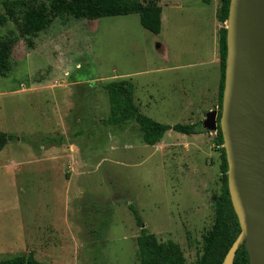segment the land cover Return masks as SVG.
I'll list each match as a JSON object with an SVG mask.
<instances>
[{
    "label": "rangeland",
    "instance_id": "374dc122",
    "mask_svg": "<svg viewBox=\"0 0 264 264\" xmlns=\"http://www.w3.org/2000/svg\"><path fill=\"white\" fill-rule=\"evenodd\" d=\"M186 2L192 10L218 5ZM6 35L17 43L10 70L0 72V131L18 138L0 152V261L33 252L50 264H141L133 204L150 233L197 264L221 194L220 147L206 198L198 174L205 159L181 171L143 141L135 121L106 124L103 88L154 68L186 77L187 62L171 53L169 63L138 14L90 20L81 0H28L24 15L0 26ZM187 38L197 43L194 30Z\"/></svg>",
    "mask_w": 264,
    "mask_h": 264
},
{
    "label": "crops",
    "instance_id": "0c3cea01",
    "mask_svg": "<svg viewBox=\"0 0 264 264\" xmlns=\"http://www.w3.org/2000/svg\"><path fill=\"white\" fill-rule=\"evenodd\" d=\"M162 1L158 0L162 7L160 33L154 34L145 28L153 36L151 37L152 45L155 44L157 49L166 51L164 57L169 63H173L171 53L176 61H186L187 64L184 67L189 69V74L200 71L204 66L207 69L196 80L189 77L188 73L186 77H183L177 72L164 78L159 76L162 72L159 68L139 74H127L129 79L124 80L134 84L135 102L146 116L163 124H195L204 129L203 122L207 113L217 110L219 114L222 76L220 29L223 27L218 17L219 2L218 0H202L207 4L216 1L218 5L215 9L200 7L192 10L187 6L186 0H170L171 5L167 4L165 10ZM184 13H186L185 16ZM123 29V27L119 28L121 33H125ZM191 30L197 34L196 44L187 38ZM143 35L150 36L146 33ZM216 137L217 131L184 134L171 129L153 146L156 155L167 158L168 162L173 163L176 169L180 168L181 171L190 169L192 162L204 158L207 167L200 170L198 174L202 176L201 190L207 198V190L216 187L218 176L209 169L219 161L220 151L216 146L218 148L220 146L216 144Z\"/></svg>",
    "mask_w": 264,
    "mask_h": 264
},
{
    "label": "trees",
    "instance_id": "16d2710c",
    "mask_svg": "<svg viewBox=\"0 0 264 264\" xmlns=\"http://www.w3.org/2000/svg\"><path fill=\"white\" fill-rule=\"evenodd\" d=\"M28 0H3L0 2V26H4L9 20L26 13ZM82 10L90 20L104 17H115L138 13L140 23L144 28L154 34H159L162 29V7L158 0H81ZM230 0H220L219 20L223 23L220 29V54H221V85L219 94L220 121L224 88L226 79V67L228 57L227 27ZM17 38L13 35L0 37V72L6 75L10 70L9 60ZM103 88L108 94L110 114L105 120L106 124L118 125L135 121L142 131L143 141L148 145L157 144L168 130H175L184 134H197L207 130L198 125L189 124H163L141 112L135 102L134 84L129 80H112ZM18 136L13 133L0 131V152ZM216 144L221 150V194L216 196V217L213 228L205 238L204 253L197 264H223L225 256L242 231L239 216L236 213L228 186V161L226 149L223 146L224 138L220 125L217 130ZM137 224L141 228L137 237V253L141 264H189L180 244L169 240L160 241L157 236L150 233L144 226L143 219L135 205H130ZM0 264H50L38 260L33 252L28 255L18 254L0 261ZM233 264H251L246 243L237 251Z\"/></svg>",
    "mask_w": 264,
    "mask_h": 264
},
{
    "label": "water",
    "instance_id": "95a60500",
    "mask_svg": "<svg viewBox=\"0 0 264 264\" xmlns=\"http://www.w3.org/2000/svg\"><path fill=\"white\" fill-rule=\"evenodd\" d=\"M227 67L220 121L207 113L203 127L220 125L228 186L242 231L223 264L246 243L251 264H264V0H230ZM216 199V198H215Z\"/></svg>",
    "mask_w": 264,
    "mask_h": 264
}]
</instances>
